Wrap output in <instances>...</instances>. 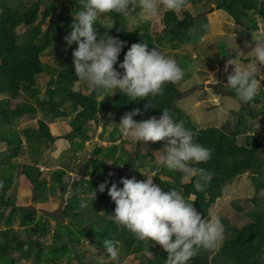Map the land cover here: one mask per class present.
I'll use <instances>...</instances> for the list:
<instances>
[{
    "label": "trees",
    "instance_id": "obj_1",
    "mask_svg": "<svg viewBox=\"0 0 264 264\" xmlns=\"http://www.w3.org/2000/svg\"><path fill=\"white\" fill-rule=\"evenodd\" d=\"M59 1L0 0V142L7 146L0 154V264H62L61 259L65 256L70 258L71 252L80 264H90L86 263L84 252L72 247L87 239H91L98 249L105 252V239L118 242L117 246L124 255L142 252L145 258L140 264H167V253L162 246L151 239L135 238L125 227L112 220L110 215L114 214L115 202L108 195L107 188L103 192L99 191V185L107 180L108 187H111V183L118 182L121 177L133 178L121 174L113 179L112 171L118 168L136 173L141 180L147 179L141 171L149 174L146 170H151L156 175L153 177L154 182L162 190L175 188L189 201L194 200L193 206L206 219L209 218L211 206L223 195L224 187L243 173L250 172L257 194L242 201L244 204H252L247 212L250 221L238 227L222 219L227 237L219 251L211 258L208 250L201 249L188 264H218L221 260L229 264H264V201L258 196L264 190V131L257 137L247 133L244 142L240 144L238 133L228 134L218 125L198 129L190 121V116L178 106L182 94L178 82L167 83L163 96L145 97L137 101L129 100L118 90L112 93L92 89L85 93L76 89L75 85L80 80L75 73L73 50L78 45L74 42L70 47L67 46L64 37L71 31L73 13L80 9V5L78 0H69V5L59 4ZM214 2L216 10H224L229 14L225 12L224 15H216L215 24L219 29L231 17L236 23L246 25L253 33L259 28L258 19L264 23V0ZM203 3L204 0H186V7L193 5L197 9ZM185 9L180 13L166 10L162 18L165 24L164 37L174 43L185 40L195 20V16ZM106 15L109 19L107 25L114 26L106 28L103 17L101 21L94 22V28L98 39L107 32L126 42L119 61H123L127 50L134 43H146L149 50L159 48L163 38L153 32L152 20L142 19L138 6H134L127 17L114 12ZM131 16L137 17L138 22L129 27ZM48 21L50 25L45 29ZM20 27H26L24 41H20L16 33ZM42 37L45 38L44 42L40 40ZM51 46L55 48L54 54L62 58L57 67L44 62L42 57ZM243 59L249 61L250 57ZM119 70L123 72V69ZM43 73L49 75L44 91L37 85V78ZM262 84L259 94L253 101L243 103V109L251 119L261 115L264 124V82ZM226 90L239 99L234 90L228 86ZM100 96H103L102 100H99ZM254 102L260 104L259 111L252 109ZM146 105L148 107L145 110ZM134 108H140L143 113L134 117L137 121L153 116L159 118L162 109H168L177 122H184L186 128L198 133L200 143L213 150L212 158L207 163L197 165L213 173L203 192L194 188V178L184 179L180 173L155 162L156 151L163 148L166 141H150L146 151L131 155L119 133L117 136L111 134L113 144L108 149L101 145L95 146L89 162L84 165V175L71 186L75 193L68 198L60 214L55 216L57 221L54 226L44 215L37 217L36 211L24 204L20 193L9 194L17 173L25 176L28 182V186L21 187L22 194L31 195L34 199L46 200L50 194L57 193L58 187L66 188V170L63 168L54 170L50 181L43 178V151L63 138L52 131L46 119L54 120L74 113L70 120L71 133L66 138L76 154L89 139L88 123L97 120L100 111L105 110L108 119L111 116L118 119ZM40 113L38 128L25 127L20 130L13 126L25 115ZM76 136L81 137V140L76 139ZM118 137L122 142L117 144L114 141ZM25 154L30 155L31 162L19 164L14 161ZM109 159L115 168L109 164ZM163 175L167 178L164 179ZM118 186L122 187V184ZM94 189L96 196L91 201L88 193ZM82 201H88L89 207H83ZM242 202L235 205L240 211L245 208ZM17 220L18 229L15 228ZM49 233H52V241L46 245Z\"/></svg>",
    "mask_w": 264,
    "mask_h": 264
},
{
    "label": "clouds",
    "instance_id": "obj_2",
    "mask_svg": "<svg viewBox=\"0 0 264 264\" xmlns=\"http://www.w3.org/2000/svg\"><path fill=\"white\" fill-rule=\"evenodd\" d=\"M78 3L80 9L73 13L71 31L64 39L69 47L74 42L78 45L73 50L75 73L80 80L87 82L89 88L112 93L118 90L129 100L137 101L163 96L167 83H176L184 78L185 70L175 59L157 47L149 50L146 43L132 44L123 61H119L126 42L107 32L98 39L94 22L113 12L127 17L134 6L139 7L143 19L151 20L159 16L161 8L173 13L182 12L186 0H78ZM103 25L108 29L114 26ZM253 39L257 43L251 49L247 65L239 66L234 58L229 59L225 66L227 70L228 65H235L226 85L243 103L253 101L264 82V72L258 67V64L264 65V34H258ZM137 115H143L140 108L126 112L117 125L119 133L136 143L166 141L157 163L180 173L184 179L194 178V188L203 192L213 173L197 165L207 163L213 150L200 143L198 133L177 122L166 108L162 109L159 118L153 116L137 121L134 119ZM141 173L147 176L146 180L121 177L118 182H112L111 187H108L107 180L99 185V191L107 188L108 195L115 202L114 214L110 215L112 220L125 227L135 238L151 239L162 246L167 253V264H188L201 249H216L224 236L221 218L202 217L193 206L194 200L189 201L175 188L162 190L153 180L155 174ZM120 184L122 187L118 186ZM95 196L96 189L88 193L91 201ZM84 203L86 201H82V206ZM103 245L109 259L120 264L118 242L105 239ZM100 264H104L103 260Z\"/></svg>",
    "mask_w": 264,
    "mask_h": 264
},
{
    "label": "rangeland",
    "instance_id": "obj_3",
    "mask_svg": "<svg viewBox=\"0 0 264 264\" xmlns=\"http://www.w3.org/2000/svg\"><path fill=\"white\" fill-rule=\"evenodd\" d=\"M215 0H204V3L197 9L193 5H188L185 10H189L194 16L195 20L193 25L189 28L185 40L181 42H172L167 37H164L165 24L163 22L164 12L167 10L161 8L158 17L152 18V30L157 32V36L161 38L159 50L165 55L175 59L178 65L185 70V76L181 81H178L179 88L182 90V94L178 101V106L190 116V121L198 129L218 125L222 130L228 134H237L239 143H243L247 137V133L253 134L255 137L260 135L264 131V124L261 120L262 116L259 115L257 119H251L245 115L243 109V102L240 99L232 96L226 90L227 78L234 71L235 65H228L227 70L225 66L229 59H236L239 66L247 65L249 61H245L246 57H251V49L255 47L257 43L253 37L258 34H264V23L261 19L259 21V28L253 33L246 25H240L236 23L233 17L230 18L232 28H225L222 32L214 34V36L207 35L206 26H210L213 23L214 29L219 31L216 27L215 20L211 16L216 3ZM214 3V4H213ZM59 4L69 5V0H60ZM226 12V11H225ZM141 16V14H140ZM139 17V16H138ZM142 17V16H141ZM103 23H108V16H104ZM137 17H129V27L134 26L138 21ZM143 19V17H142ZM213 19V21H212ZM50 25L48 21L45 24V29ZM26 27H20L16 30L20 41H24V31ZM211 30V29H210ZM211 34V33H209ZM203 37V39H201ZM206 38V39H205ZM41 42L45 41V38L40 39ZM39 40V41H40ZM183 48V49H182ZM55 48L53 46L48 47L43 53V60L52 66H59L62 62V58L54 54ZM261 72H264V65H259ZM48 73L40 74L37 78V85L42 89L46 88V82L48 80ZM80 80V79H79ZM263 85V84H262ZM261 85V87H262ZM75 88L82 90L85 93H89L92 89L88 87L86 81L80 80L76 83ZM28 99V97H26ZM103 96L99 97L102 100ZM66 108V107H65ZM252 109L259 111L261 109L260 104L254 102ZM74 116L71 113L67 117L58 118L54 120L46 119L52 129V131L63 138L58 139L49 148H45L43 151V157L41 162V169L43 170V178L50 181L51 174L58 168L66 170L64 176V182L66 188L58 187L55 195H49L46 200L34 199L31 195L22 194L21 187L28 186V182L25 176L19 173L15 176V184L9 194L20 193L25 205L30 209L36 211L37 217L45 216L52 226L55 225V216H58L65 205L69 197L75 192L72 190V184L75 180L84 175V165L89 162L92 152L95 146L101 145L108 149L113 141L111 140V134L118 135V124L121 122V118H115L111 116L106 118L105 110L98 113L97 120L90 121L88 128L89 139L86 140L83 149L79 150L76 154L71 149V143L66 137L71 133L70 120ZM38 118H41V113L37 115H25L22 119L14 123V127L22 130L25 127L38 128ZM184 124V122H182ZM122 136V135H120ZM123 144L126 150H129L131 155H135L138 151H146L150 146V141L135 142L131 138L122 136ZM81 140V137H75ZM115 143L122 142L118 137ZM7 148L5 143L0 142V154ZM164 151V147L156 151V161H158V155ZM16 163L22 164L31 162L29 154L19 156L14 159ZM109 164L115 168L113 161L109 159ZM122 167V166H121ZM149 175L154 173L151 170H146ZM126 175L135 177L136 180H141V177L137 176L132 171H125V169L113 170V179L119 175ZM164 179L167 177L162 176ZM89 179L91 176L88 177ZM256 192L251 180L250 172L243 173L238 176L232 183L227 184L224 187L223 195L218 198L209 210V218L212 216H219L225 219L229 224L235 226H242L250 221L247 212L251 208L250 203H243L246 198H252L256 196ZM260 196L264 201V190L260 191ZM239 202L244 204L243 210H238L235 205ZM18 203V202H17ZM20 203V202H19ZM83 207H89V203L84 204ZM2 208V207H1ZM81 211V209H77ZM19 221L15 223V228L18 229ZM22 230V229H20ZM23 235V232H20ZM24 237V236H23ZM227 237L224 227L223 240L219 243L216 249L208 250L209 256L212 258L218 251L219 247L223 244L224 239ZM52 241V233L48 234L46 245H49ZM73 248L79 249L84 252L86 263L100 264L103 260L104 263L115 264L108 257L107 252L98 249L97 245L91 242V239L83 240L81 243L72 245ZM121 249V248H120ZM150 250L148 251L149 254ZM69 257L61 259L62 264H80L78 259L74 257V253L71 252ZM145 258L144 253H132L130 255H124L121 252L120 264H140L142 259ZM213 264H216L213 262ZM218 264H229V262H223L222 260Z\"/></svg>",
    "mask_w": 264,
    "mask_h": 264
},
{
    "label": "crops",
    "instance_id": "obj_4",
    "mask_svg": "<svg viewBox=\"0 0 264 264\" xmlns=\"http://www.w3.org/2000/svg\"><path fill=\"white\" fill-rule=\"evenodd\" d=\"M214 4V3H213ZM224 11V10H223ZM223 11H220V10H216V9H214L213 10V12H212V14H211V16L213 17V18H215L216 17V15H218L219 13H221V14H223L224 15V13L225 12H223ZM227 13V12H226ZM228 14V13H227ZM229 15V14H228ZM229 17V16H228ZM212 21H213V19H212ZM235 21V20H234ZM232 21L231 20H227V23H225V25H223V27H221L220 29H219V31H217V30H215L214 29V26H213V23H210V26L208 27V26H206V32H209V33H211V34H209V33H207V35H205L204 37H206L207 38V36H209V35H212V36H214V34H218L220 31H224L225 30V28H229V27H231L232 26ZM232 28V27H231ZM211 29V30H210ZM205 38V39H206Z\"/></svg>",
    "mask_w": 264,
    "mask_h": 264
},
{
    "label": "bare ground",
    "instance_id": "obj_5",
    "mask_svg": "<svg viewBox=\"0 0 264 264\" xmlns=\"http://www.w3.org/2000/svg\"><path fill=\"white\" fill-rule=\"evenodd\" d=\"M215 9V8H214ZM183 49V48H182ZM59 78V77H58ZM58 89V88H57ZM57 93H58V91H57ZM35 94V93H34ZM37 94V93H36ZM53 94H54V92H53ZM1 98V97H0ZM65 107V106H64ZM42 123V122H41ZM44 123V122H43ZM59 136V135H58ZM55 138V137H54ZM20 144V143H19ZM41 145V144H40ZM21 147V146H20ZM30 148V147H29ZM15 153V152H14ZM13 157V156H12ZM216 165V164H215ZM127 166V165H126ZM113 172V171H112ZM83 184V183H82ZM59 190V189H58ZM107 193V192H106ZM103 194V193H102ZM12 199V198H11ZM18 207V206H17ZM23 207V206H22ZM21 208V207H20ZM12 210V209H11ZM57 221V220H56ZM31 224V223H30ZM84 225H86V224H84ZM83 228V227H82ZM77 231V230H76ZM46 233V232H45ZM97 243V242H96ZM80 260V259H79Z\"/></svg>",
    "mask_w": 264,
    "mask_h": 264
}]
</instances>
